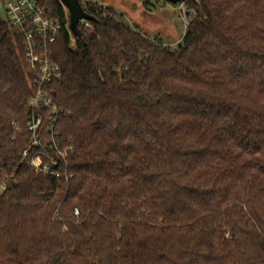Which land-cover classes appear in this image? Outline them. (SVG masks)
Listing matches in <instances>:
<instances>
[{
  "label": "trees",
  "instance_id": "obj_1",
  "mask_svg": "<svg viewBox=\"0 0 264 264\" xmlns=\"http://www.w3.org/2000/svg\"><path fill=\"white\" fill-rule=\"evenodd\" d=\"M44 2L67 157L22 161L35 75L0 16V264H264V0H199L177 49L91 0L76 37Z\"/></svg>",
  "mask_w": 264,
  "mask_h": 264
},
{
  "label": "built area",
  "instance_id": "obj_2",
  "mask_svg": "<svg viewBox=\"0 0 264 264\" xmlns=\"http://www.w3.org/2000/svg\"><path fill=\"white\" fill-rule=\"evenodd\" d=\"M0 4L5 21L24 40L26 63L35 75L29 101L31 115L28 131L31 139L22 161L28 159L29 168L37 173L58 177V168L66 160L68 150L64 151L58 146V135L54 131L57 116L61 112L54 98V85L62 80V72L53 59L51 48L61 33V24L53 17L52 10L44 0H0ZM196 4L199 5V0H179L177 4L179 18L186 29ZM44 122H47V128L42 131ZM6 189V184L0 186V193Z\"/></svg>",
  "mask_w": 264,
  "mask_h": 264
},
{
  "label": "rangeland",
  "instance_id": "obj_3",
  "mask_svg": "<svg viewBox=\"0 0 264 264\" xmlns=\"http://www.w3.org/2000/svg\"><path fill=\"white\" fill-rule=\"evenodd\" d=\"M85 2L81 0L82 4ZM143 2V0H110L109 6L121 14L129 26L139 28L152 40H158L171 49H177L182 44L186 31L185 24L178 15V5L171 2L161 3L162 6L155 9L156 0H147L145 5ZM152 6H154L152 11L146 10L148 9L146 7ZM65 11L69 15L66 9ZM0 16L5 20L1 4Z\"/></svg>",
  "mask_w": 264,
  "mask_h": 264
},
{
  "label": "water",
  "instance_id": "obj_4",
  "mask_svg": "<svg viewBox=\"0 0 264 264\" xmlns=\"http://www.w3.org/2000/svg\"><path fill=\"white\" fill-rule=\"evenodd\" d=\"M62 6L69 13V30L74 36H79V24L82 22L93 21L94 18L88 15L80 2V0H59ZM173 4H178L179 0H169ZM14 185V180L10 179L6 182L7 189H11Z\"/></svg>",
  "mask_w": 264,
  "mask_h": 264
},
{
  "label": "crops",
  "instance_id": "obj_5",
  "mask_svg": "<svg viewBox=\"0 0 264 264\" xmlns=\"http://www.w3.org/2000/svg\"><path fill=\"white\" fill-rule=\"evenodd\" d=\"M95 2L99 3V4H103L105 7H110L109 5V1L110 0H102L101 2H98L96 0H94ZM161 3H157L156 6L159 8L161 7L162 5H160ZM165 45V44H164Z\"/></svg>",
  "mask_w": 264,
  "mask_h": 264
}]
</instances>
